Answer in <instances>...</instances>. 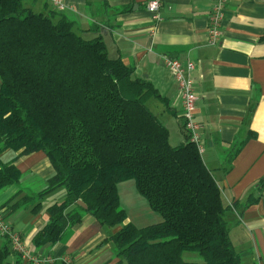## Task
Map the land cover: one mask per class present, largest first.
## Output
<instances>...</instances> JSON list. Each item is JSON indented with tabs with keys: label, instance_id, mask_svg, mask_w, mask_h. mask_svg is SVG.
I'll return each instance as SVG.
<instances>
[{
	"label": "trees",
	"instance_id": "obj_1",
	"mask_svg": "<svg viewBox=\"0 0 264 264\" xmlns=\"http://www.w3.org/2000/svg\"><path fill=\"white\" fill-rule=\"evenodd\" d=\"M34 1L0 0V154L43 151L54 168L42 191L13 206L38 200L26 206L37 211L44 195L66 190L64 200L47 207L48 222L33 244L61 241L91 214L119 228L108 239L118 264H242L227 224L230 207L197 145L184 124L185 141L172 145L148 106L154 97L165 102L153 83L111 58L102 36L85 38L65 14L34 11ZM21 178L14 160L0 159V190ZM129 180L160 222L127 221L119 184ZM184 253L202 261H187ZM8 254L0 249V263Z\"/></svg>",
	"mask_w": 264,
	"mask_h": 264
},
{
	"label": "crops",
	"instance_id": "obj_2",
	"mask_svg": "<svg viewBox=\"0 0 264 264\" xmlns=\"http://www.w3.org/2000/svg\"><path fill=\"white\" fill-rule=\"evenodd\" d=\"M61 1L63 9L48 0L29 4L36 12L55 9L65 14L87 39L102 36L111 58H121L134 67L136 76L151 81L165 102L154 97L148 106L169 129L172 145L184 142L186 132L181 89L164 56L195 63L202 158L221 189L223 203L230 207L227 224L242 264H264V0H228L217 44L208 42V19L215 0H163L158 21L146 7L149 0ZM242 142L240 152L232 157ZM0 159L14 160L22 172L20 182L0 194V210L22 235L31 255L51 258L43 264H118L108 239L119 228L108 229L91 214L61 241L36 247L33 237L48 222L47 207L58 201L49 200L37 211L13 205L35 195L21 187L27 174L39 175L47 183L54 168L43 151L20 155L6 150ZM125 193L127 203L140 199L132 186ZM142 208L135 222L127 211V221L147 226L162 220L148 204ZM6 247L9 254L0 264H30L0 234V249Z\"/></svg>",
	"mask_w": 264,
	"mask_h": 264
},
{
	"label": "built area",
	"instance_id": "obj_3",
	"mask_svg": "<svg viewBox=\"0 0 264 264\" xmlns=\"http://www.w3.org/2000/svg\"><path fill=\"white\" fill-rule=\"evenodd\" d=\"M55 7L63 9L65 6L61 0H48ZM228 0H215L209 15L208 42L217 44L222 36L221 26L225 18V8ZM163 0H149L146 7L154 18L161 19L160 11L163 7ZM164 61L178 83L182 93L184 127L199 151H203L201 145L200 124L196 120V109L198 96L195 92L194 71L196 65L193 61H181L177 57L164 56ZM0 234L8 239L12 249L30 264H43L50 262V257L31 255L21 234L14 231L11 224L6 220L4 212L0 210Z\"/></svg>",
	"mask_w": 264,
	"mask_h": 264
},
{
	"label": "rangeland",
	"instance_id": "obj_4",
	"mask_svg": "<svg viewBox=\"0 0 264 264\" xmlns=\"http://www.w3.org/2000/svg\"><path fill=\"white\" fill-rule=\"evenodd\" d=\"M9 152H14V151L9 150ZM46 185H47V183L45 182V180L42 177H40L39 175L29 176V174H27L26 179L21 184V187H22V189H24L29 194H36L37 192L42 190L44 187H46ZM131 186H132L133 193L135 195H138V197H140L138 202L135 199V200H133V202L127 203L128 202L126 199L127 194L125 193V191H126V189H128ZM9 187H7L3 190H0V194H3ZM119 188L122 190L121 192H123L122 193L123 194L122 207L124 206L127 209L129 216H132V218L134 220L133 222L137 221L136 217L139 213L144 211V209L142 208V205H147L148 204L147 201L140 194H137L135 183L133 180L121 184L119 186ZM64 191L66 192L64 187H59L55 190V192H50V193L44 195L42 197V199H40V202L42 204L47 203L49 200H53L52 202H54V200L61 202L65 198V196H61ZM8 202H10V201H8ZM37 202H39V201L38 200H28V201L24 202L23 206L24 207L28 206V205L32 206L33 204H35ZM45 216L47 218L48 213L45 212ZM107 228L109 229L110 227H107ZM183 257L185 260H189L190 258H193L196 261H202V257L198 253H184Z\"/></svg>",
	"mask_w": 264,
	"mask_h": 264
},
{
	"label": "water",
	"instance_id": "obj_5",
	"mask_svg": "<svg viewBox=\"0 0 264 264\" xmlns=\"http://www.w3.org/2000/svg\"><path fill=\"white\" fill-rule=\"evenodd\" d=\"M78 203H79L80 205H82L84 208H87V205H86L83 201L79 200Z\"/></svg>",
	"mask_w": 264,
	"mask_h": 264
}]
</instances>
